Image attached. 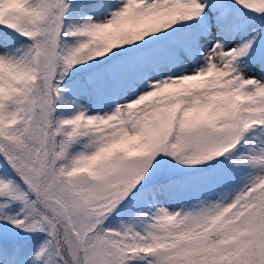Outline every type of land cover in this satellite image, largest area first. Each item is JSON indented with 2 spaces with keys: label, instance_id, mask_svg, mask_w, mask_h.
I'll use <instances>...</instances> for the list:
<instances>
[{
  "label": "snow or ice",
  "instance_id": "6c2138e0",
  "mask_svg": "<svg viewBox=\"0 0 264 264\" xmlns=\"http://www.w3.org/2000/svg\"><path fill=\"white\" fill-rule=\"evenodd\" d=\"M0 264H264V0H0Z\"/></svg>",
  "mask_w": 264,
  "mask_h": 264
}]
</instances>
